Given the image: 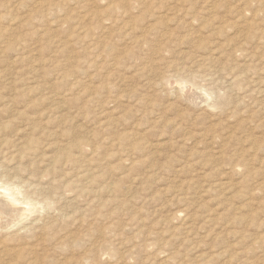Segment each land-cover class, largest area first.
<instances>
[{
    "label": "rangeland",
    "instance_id": "rangeland-1",
    "mask_svg": "<svg viewBox=\"0 0 264 264\" xmlns=\"http://www.w3.org/2000/svg\"><path fill=\"white\" fill-rule=\"evenodd\" d=\"M1 176L0 264H264V0H0Z\"/></svg>",
    "mask_w": 264,
    "mask_h": 264
},
{
    "label": "bare ground",
    "instance_id": "bare-ground-1",
    "mask_svg": "<svg viewBox=\"0 0 264 264\" xmlns=\"http://www.w3.org/2000/svg\"><path fill=\"white\" fill-rule=\"evenodd\" d=\"M239 51V50H238ZM241 51V50H240ZM239 53V52H238ZM210 56V55H209ZM203 57V56H202ZM208 57V56H207ZM206 57V59H207ZM211 57V56H210ZM205 59V58H204ZM203 59V60H204ZM206 59L204 60L206 62ZM208 61V60H207ZM210 62V61H209ZM128 137V136H127ZM37 139V137H36ZM129 139V138H128ZM34 140V139H33ZM31 141V140H30ZM28 144V143H27ZM31 146L32 144L29 143ZM60 145V144H59ZM81 148V147H80ZM83 148V147H82ZM31 150V149H29ZM36 152V151H35ZM82 152V151H81ZM28 153V152H27ZM41 153V151H40ZM68 154V152H67ZM44 155H46L44 153ZM48 155V154H47ZM70 155V153H69ZM61 156V155H59ZM45 157V156H44ZM43 157V158H44ZM49 157V156H48ZM17 159V157H14ZM59 158V157H58ZM79 158V157H78ZM90 159V158H89ZM43 160V159H42ZM50 160L51 156H50ZM45 161V160H44ZM53 161V160H52ZM57 161V160H56ZM89 161V160H88ZM91 161V159H90ZM50 162V161H49ZM84 162V161H83ZM87 162V161H86ZM29 163V162H28ZM51 163V162H50ZM55 163V162H54ZM81 163V162H80ZM91 163L94 164V162L92 161ZM90 163V164H91ZM84 164V163H83ZM86 164V163H85ZM91 167V166H90ZM46 168V167H45ZM52 168V167H51ZM6 170V169H5ZM49 170V169H48ZM54 170V168H53ZM28 171V170H27ZM99 171V170H98ZM9 171H5V175L8 178H12V174L8 173ZM54 172V171H53ZM17 174V173H16ZM15 174V175H16ZM94 174V173H93ZM4 175V176H5ZM18 176V175H17ZM69 176V175H68ZM99 176V175H98ZM2 177V176H1ZM14 177V176H13ZM20 177V176H18ZM16 178V177H15ZM63 178V177H62ZM97 178V177H96ZM8 179L9 182H7L5 179L0 178V236H2L3 234L9 235L8 233L11 231L10 228L13 227L14 225H16L19 222V218L25 216L28 212H32L34 211V209L37 207L35 205V203L33 202V199L31 198L32 195L29 194V192L22 193L20 192V190L18 191L17 189L19 188L17 185H14V183H11L12 181ZM13 179V178H12ZM19 179V178H18ZM21 179V178H20ZM67 179V178H66ZM90 179V177H89ZM95 179V178H94ZM92 179V180H94ZM98 179V178H97ZM31 180V179H30ZM55 180V179H54ZM63 180V179H62ZM70 180V179H69ZM91 180V179H90ZM11 181V182H10ZM25 181V180H24ZM23 181V182H24ZM28 181V180H27ZM18 182V180L16 181ZM27 182H25L26 184ZM71 183V181L69 182ZM68 183V184H69ZM40 186L42 187L41 183H39ZM22 185V184H21ZM28 186V183L26 184ZM25 185V186H26ZM38 185V184H37ZM32 187V186H31ZM35 187V186H34ZM37 187V186H36ZM39 187V186H38ZM40 187V188H41ZM104 187V186H102ZM44 188V187H43ZM38 189V188H36ZM22 190V189H21ZM44 190V189H43ZM40 191V190H39ZM62 191V190H61ZM59 197V196H58ZM90 197V196H89ZM49 202V201H48ZM58 202V201H56ZM23 205V206H21ZM54 205V204H53ZM25 206V207H24ZM48 209V208H47ZM180 212V211H179ZM55 215V214H54ZM56 218V217H55ZM241 220V219H240ZM239 220V221H240ZM43 226V225H42ZM47 226V225H46ZM27 226L25 225H20L18 227L17 230H13L14 232H19L22 229H26ZM28 229L31 230V228L29 227ZM5 232V233H4ZM12 232V231H11ZM2 241V240H1ZM0 241V243H1ZM33 252V251H32ZM147 252V251H146ZM158 256V255H156ZM155 256V257H156ZM165 260V259H164ZM29 263H31V260L28 261ZM152 263V262H151Z\"/></svg>",
    "mask_w": 264,
    "mask_h": 264
}]
</instances>
